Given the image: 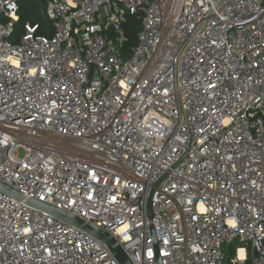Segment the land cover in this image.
Here are the masks:
<instances>
[{"label": "built area", "instance_id": "obj_1", "mask_svg": "<svg viewBox=\"0 0 264 264\" xmlns=\"http://www.w3.org/2000/svg\"><path fill=\"white\" fill-rule=\"evenodd\" d=\"M18 3L0 0V184L22 196L0 189V264H119L28 199L134 264L155 241L162 264H264V0H51L53 34L13 41Z\"/></svg>", "mask_w": 264, "mask_h": 264}, {"label": "trees", "instance_id": "obj_2", "mask_svg": "<svg viewBox=\"0 0 264 264\" xmlns=\"http://www.w3.org/2000/svg\"><path fill=\"white\" fill-rule=\"evenodd\" d=\"M51 0H19L18 16L19 19L15 23V34L12 37L20 35L24 31L26 23L38 24L39 34L51 36L54 32L52 22L47 16V6ZM126 36L128 38L125 44V53H129L137 44L138 33L141 29L140 15L129 16L124 24Z\"/></svg>", "mask_w": 264, "mask_h": 264}, {"label": "water", "instance_id": "obj_3", "mask_svg": "<svg viewBox=\"0 0 264 264\" xmlns=\"http://www.w3.org/2000/svg\"><path fill=\"white\" fill-rule=\"evenodd\" d=\"M0 189L2 191H4L5 193L11 194L12 196L21 199L22 196L20 194H18L17 192L9 189L8 187H5L3 185L0 184ZM27 204H29L32 207H35L37 209H40L42 211L47 212L49 215L60 219L64 222H67L68 224L80 229L81 231L103 241L108 248L110 249V251L112 252V254L114 255V257L116 258V260L119 262V264H134L132 262V260L130 259V257L126 254V252L123 250L122 246L120 245V243L117 241V239L112 236L110 233L106 232L105 230L77 217L74 215H71L65 211L59 210L55 207H52L50 205L44 204L42 202L33 200V199H28L27 200ZM152 232H153V228H152ZM154 236V234H153ZM155 238V236H154ZM155 247H156V257H155V264H162V260L161 257L159 255V251H158V246H157V242L155 241Z\"/></svg>", "mask_w": 264, "mask_h": 264}, {"label": "rangeland", "instance_id": "obj_4", "mask_svg": "<svg viewBox=\"0 0 264 264\" xmlns=\"http://www.w3.org/2000/svg\"><path fill=\"white\" fill-rule=\"evenodd\" d=\"M20 35H21V34H20ZM20 35L15 36L14 39L17 41V40L19 39V36H20ZM19 155H20L21 157L24 156V151H23L22 149L19 150ZM236 245H237V243H234L233 245H231V246H229V247L227 248L226 255H227V259H228V261H229L231 258H233V257L235 256V247H236ZM229 264H230V263H229Z\"/></svg>", "mask_w": 264, "mask_h": 264}]
</instances>
